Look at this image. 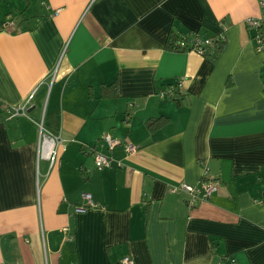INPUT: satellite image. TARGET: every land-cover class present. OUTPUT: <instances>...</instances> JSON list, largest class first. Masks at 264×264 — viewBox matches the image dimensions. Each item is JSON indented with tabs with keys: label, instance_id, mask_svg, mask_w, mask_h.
Segmentation results:
<instances>
[{
	"label": "crops",
	"instance_id": "1",
	"mask_svg": "<svg viewBox=\"0 0 264 264\" xmlns=\"http://www.w3.org/2000/svg\"><path fill=\"white\" fill-rule=\"evenodd\" d=\"M259 13L258 0H0V25L17 27L0 26V264H264V51L246 23ZM172 30L222 49L170 51ZM112 82L119 95L101 98ZM171 83L178 100L159 96ZM39 125L62 139L53 165ZM96 150L121 165L96 170ZM204 170L217 190L188 207L171 188Z\"/></svg>",
	"mask_w": 264,
	"mask_h": 264
},
{
	"label": "built area",
	"instance_id": "2",
	"mask_svg": "<svg viewBox=\"0 0 264 264\" xmlns=\"http://www.w3.org/2000/svg\"><path fill=\"white\" fill-rule=\"evenodd\" d=\"M260 13L258 16L249 17L246 19L247 25L254 28V41L255 48L258 52L264 51V0H258ZM1 29L4 31H14L16 30V23L9 18H6L1 22ZM219 37L222 38L221 35ZM211 38H202L199 36H193L191 42L188 43L190 46V50L195 51L201 55H204L206 46L211 44ZM186 43L184 41H180V46H184ZM34 92H31L28 96V99L18 108L12 109L9 112V115L16 116L20 115V113L25 114L27 108L30 105L31 99L34 96ZM159 96L162 98H170L174 99L175 94L169 88L163 89L159 92ZM9 110H6L8 112ZM39 136H38V155L42 158H46L50 165H53L56 160V154L54 150V146L57 143H61L62 139L59 136H54L47 132L42 125L38 126ZM101 146H105L107 149L112 150L118 146H121L125 153H130L136 151L137 147L132 144H122L118 139L112 137L111 135L105 134L101 137ZM93 161L96 170H100L105 167H111L113 162H115L116 166H120V161H114L113 158L109 155H106L100 151L93 152ZM217 190V185L213 182H210L206 179V170L203 172L202 180L199 186H191L184 183H180L177 186L171 188V192H185L189 195L186 204L188 207L193 206L197 201L205 200L209 198V196ZM81 197L85 200V205L93 206V203L90 199V195L88 193H82ZM84 208L83 205L75 207V211H81ZM66 229V228H65ZM119 264H135L133 259L130 256H123ZM220 264H234V259L226 258L221 261Z\"/></svg>",
	"mask_w": 264,
	"mask_h": 264
},
{
	"label": "trees",
	"instance_id": "3",
	"mask_svg": "<svg viewBox=\"0 0 264 264\" xmlns=\"http://www.w3.org/2000/svg\"><path fill=\"white\" fill-rule=\"evenodd\" d=\"M193 36H199L201 37L198 33H194ZM192 36V38H193ZM191 38V39H192ZM191 39H186L184 37H181L176 31H171L168 35V38L165 43V48L170 50V51H175V52H186L190 51V46L188 43L191 42ZM212 41L209 46H206L204 55H210V57L215 60L217 56L219 55L222 46H223V39L219 37V35H214L211 37ZM180 41H184L186 44L184 46H180ZM167 88L171 89L173 93L175 94L174 99L178 100L179 96V91L176 86V84H167ZM165 89V88H164ZM119 95L118 90H117V84L116 82H112L107 85H102L101 87V98H113L117 97ZM168 118L166 117H156V118H150L146 121V125L149 130H154L160 126H162ZM235 264V260H234Z\"/></svg>",
	"mask_w": 264,
	"mask_h": 264
},
{
	"label": "water",
	"instance_id": "4",
	"mask_svg": "<svg viewBox=\"0 0 264 264\" xmlns=\"http://www.w3.org/2000/svg\"><path fill=\"white\" fill-rule=\"evenodd\" d=\"M29 111V110H28Z\"/></svg>",
	"mask_w": 264,
	"mask_h": 264
}]
</instances>
